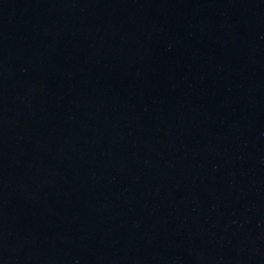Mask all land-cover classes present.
Returning <instances> with one entry per match:
<instances>
[{"label":"water","instance_id":"water-1","mask_svg":"<svg viewBox=\"0 0 264 264\" xmlns=\"http://www.w3.org/2000/svg\"><path fill=\"white\" fill-rule=\"evenodd\" d=\"M0 264H264V0H0Z\"/></svg>","mask_w":264,"mask_h":264}]
</instances>
